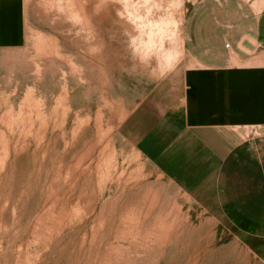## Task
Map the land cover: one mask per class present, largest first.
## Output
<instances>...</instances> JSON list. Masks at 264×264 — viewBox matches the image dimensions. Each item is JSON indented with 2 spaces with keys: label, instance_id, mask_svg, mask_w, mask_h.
Returning <instances> with one entry per match:
<instances>
[{
  "label": "rangeland",
  "instance_id": "1",
  "mask_svg": "<svg viewBox=\"0 0 264 264\" xmlns=\"http://www.w3.org/2000/svg\"><path fill=\"white\" fill-rule=\"evenodd\" d=\"M203 1L19 0L21 43L0 49V264H264L208 138L263 128L184 122L220 72L188 48Z\"/></svg>",
  "mask_w": 264,
  "mask_h": 264
},
{
  "label": "crops",
  "instance_id": "2",
  "mask_svg": "<svg viewBox=\"0 0 264 264\" xmlns=\"http://www.w3.org/2000/svg\"><path fill=\"white\" fill-rule=\"evenodd\" d=\"M202 8V17H192L188 48L200 64L220 72L214 77L203 76L206 78L198 86L191 87L197 91L187 98L184 122L194 132L233 131L240 124L260 126L264 131V2L204 0ZM22 31L19 0H0V49L20 45ZM222 40L230 43L233 52L229 56L222 53ZM235 62L238 65H233ZM205 137L200 141L209 145ZM208 138L216 146L209 145L214 161L212 181L218 180L220 186L224 177H242L238 182L244 184L233 187L244 190V197L232 202L243 224L238 222L236 228H245L248 244L264 256V136L253 142H240L228 135Z\"/></svg>",
  "mask_w": 264,
  "mask_h": 264
},
{
  "label": "built area",
  "instance_id": "3",
  "mask_svg": "<svg viewBox=\"0 0 264 264\" xmlns=\"http://www.w3.org/2000/svg\"><path fill=\"white\" fill-rule=\"evenodd\" d=\"M227 47H229V44H227Z\"/></svg>",
  "mask_w": 264,
  "mask_h": 264
}]
</instances>
